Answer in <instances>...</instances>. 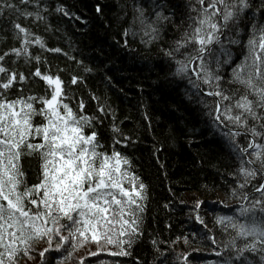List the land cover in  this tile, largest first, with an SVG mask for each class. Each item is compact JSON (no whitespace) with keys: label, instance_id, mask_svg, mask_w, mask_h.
Listing matches in <instances>:
<instances>
[{"label":"snow or ice","instance_id":"snow-or-ice-1","mask_svg":"<svg viewBox=\"0 0 264 264\" xmlns=\"http://www.w3.org/2000/svg\"><path fill=\"white\" fill-rule=\"evenodd\" d=\"M30 4L35 11L28 10ZM131 10L132 21L122 33V46H129V36H139L142 44L150 46L162 40L168 25L175 28L179 37L160 51L174 62L173 75L187 81L189 99L197 97L208 109L213 127L239 163L229 174L235 181L229 197L238 202V215L214 217L223 231L234 233L220 251L214 250L221 258L219 264H250L247 253L259 255L264 264V0H185L182 9L179 5L169 8L168 0H148L147 7L140 0H131ZM42 11L48 8L41 10L39 0H19L18 4L0 0V18H7L20 42V47L0 54V264H19L21 254L32 259L30 252L40 242L47 245L39 251L41 264H50L49 256L56 264H66L76 251L93 244L96 250L89 248L88 257L130 256L129 249L143 236L148 185L117 146L127 148L135 141L121 131L114 110L99 103V97L91 96L97 101L98 114H88L83 99L76 101V110L71 107L75 97L69 95L68 85L59 75L65 69L51 74L50 69L42 72L37 66L26 75L6 66V60L15 65L21 58L28 66L46 64L41 55L32 54L33 45L42 51L62 52L59 47L46 48L41 37L18 22L31 18L48 30ZM55 12L73 16L63 6H57ZM96 12L101 13L99 5ZM235 48L243 50L242 58L225 81L222 70L233 64ZM68 59L84 72L92 71L74 56ZM30 80L43 82V94L31 90L25 94L24 85ZM82 82L83 77L71 75L68 84ZM225 83L238 84L244 91L239 94L225 88ZM13 88L19 95L10 99ZM109 116L110 150L98 131ZM25 158L39 162L38 182L31 186L26 183ZM204 203H195L194 219L208 229L199 211ZM190 236H178L171 244L182 240L188 247L207 238L220 247L215 236L207 233L205 237ZM151 243L158 254L153 264H167L166 252L159 247L165 242L153 239ZM198 252L192 248L177 253L176 261L191 264L190 258ZM86 259L78 258V264H85ZM99 264L117 262L100 260Z\"/></svg>","mask_w":264,"mask_h":264},{"label":"trees","instance_id":"trees-1","mask_svg":"<svg viewBox=\"0 0 264 264\" xmlns=\"http://www.w3.org/2000/svg\"><path fill=\"white\" fill-rule=\"evenodd\" d=\"M14 2L18 4L19 0ZM140 2L147 7L148 0ZM39 3L41 10L45 6L48 8L47 12L42 11V15L47 17L49 27L46 30L44 23L37 22L33 34L43 39L46 48L59 47L62 52L42 51L38 45H33L32 54H39L42 60L47 61L40 65L33 62L35 68L39 66L42 71L50 69L51 74H56L57 69H65L59 73L65 82L70 81L71 75L83 77V82L74 86L75 99L71 107L76 110V101L83 99L85 111L91 114L97 108V101L91 99L95 95L99 97V103H106L114 110L116 124L135 141L125 149H117L124 150L122 153L131 159L133 171L148 185L149 200L142 224L143 236L129 249L131 255L110 257L102 254L101 257L119 258L117 264H153L158 255L151 243L155 239L165 242L159 247L166 252L167 264H178L176 254L192 248H198L199 252L190 258L191 264H219L221 258L214 255V250L220 251L234 233L231 229L223 231L222 226L214 223V217L237 216L238 207L207 208L205 205L201 208L204 211L201 215L211 229L208 232L195 221L194 205L198 200H215L220 196L228 203H238L229 197L231 188L235 186L229 174L239 167V163L227 141L213 127L207 115L208 109L197 97L189 99L190 90H182L180 83L183 81L179 82L173 75L171 61L160 51L177 39L179 32L168 25L162 40L150 46L142 44L138 37L129 36V46L125 48L122 46V33L132 21L131 0H39ZM184 3L185 0H168V7L179 5L182 9ZM97 5L101 13L96 12ZM57 6H63L73 16L56 13ZM26 7L35 11L31 4ZM76 16L80 19L76 20ZM179 19L178 15L177 23ZM18 22L24 27L33 23L31 18H21ZM8 24L6 17L0 18V54L12 47H20L9 42L10 34L14 32ZM63 53L74 56L76 61H82L92 71L84 72ZM242 54L241 48L233 49V64L222 70L225 81L230 79L232 67L240 62ZM5 63L7 67H15L26 75L30 73L28 69H32L24 64L22 58L15 65L10 59ZM224 87L238 90L239 94L244 91L238 84L225 83ZM33 88H36L35 92L41 90L39 84ZM36 119L39 120L38 117ZM111 123L112 117L109 116L98 129L106 148L111 145ZM210 126L213 132L209 130ZM241 143L246 141L241 138ZM29 170L37 175L36 161L29 162L28 168H25L26 175ZM191 233H197L199 237H205V233L215 236L220 247L207 238L188 247L182 240L171 244L178 236L188 235L191 238ZM43 245L31 252L42 251ZM88 247L76 251L66 264H70L71 260L78 262V258L84 257V248ZM169 250L177 253L170 254ZM224 254L229 255L228 252ZM246 255L250 264H260L259 255Z\"/></svg>","mask_w":264,"mask_h":264},{"label":"bare ground","instance_id":"bare-ground-1","mask_svg":"<svg viewBox=\"0 0 264 264\" xmlns=\"http://www.w3.org/2000/svg\"><path fill=\"white\" fill-rule=\"evenodd\" d=\"M3 19H4V18H3ZM37 24H38L37 22H36V23H32V24L26 26V28H29V29L31 30V32L33 33V32L35 31V28L37 27ZM10 26H11V29H10L11 32H14L11 23L8 24V27H10ZM0 28H1V26H0ZM9 40H10L9 42H11V43L13 42L14 44L20 46V42H19L17 39L14 38V33H11V34H10V39H9ZM171 63H172V65H173V73H174V71H175V64H174V62H172V61H171ZM35 65H36V64H35ZM35 65H34V63H32L30 66L27 65L28 68H32V69H28V71H29V72H32L33 69L35 68ZM41 71H42V69H41ZM42 72H43V71H42ZM175 77L179 80V82H180V80H182V79H180V78L177 77V76H175ZM182 81H183V83H182V84L180 83L182 90H183V91L190 90V89H189V86H188V84H187V81H186V80H182ZM36 84H39L40 87H41V90H39V91H37V92H35V91H36V88H33V86H35ZM65 84L68 85L69 95H71V96H75V95H74V86H73V85H69L68 82H65ZM17 87H19V85H17ZM24 88H25V94H28L29 90H31V92L34 93V94H43V92H44V85H43V82H40V81L33 82V81L30 80L28 84L24 85ZM17 95H19V93L17 92L16 88H13V89L11 90V93H10V95H9V98H10V99H13V98H15ZM208 99H211V98H208ZM96 109H97V108H96ZM91 114H98V113H97L96 110H93V112H92ZM36 121H39V120L36 119ZM98 129H100V127H99ZM209 130H210L211 132H213V127L210 126V127H209ZM85 131L87 132V131H89V130L86 129ZM101 142L104 143V144H106L105 142H103V140H101ZM105 147H106V146H105ZM117 147L120 148L121 146L118 145ZM122 149H123V147H122ZM124 149H125V148H124ZM123 151H124V150H122V152H123ZM123 154H124V153H123ZM124 155H125V154H124ZM31 161H36V163H37V175H36L35 173H33L31 170L28 171V174L26 175V183H27V185H29V186H31V185L37 183V182H38V176H39V162H38V160L35 159V158H30V159H29V158H25V160H24V162H23L24 171H25V168H28V164H29V162H31ZM203 201H204L205 203L202 205L201 208H203L205 205H207V206H206L207 208H208V207H212V208H214V207H217V206H219V207L221 206V207H224V208H226V209H235V208L238 207V203H236V202H230V203H228L227 200H226V198H224V197H222V196L216 198L215 200L207 199V200H203ZM219 201H223L224 203H220ZM225 205H227V207H226ZM199 211H200V214H203V212H204L202 209H200ZM194 213H195V211H194ZM232 216H236V215L233 214ZM186 231L189 233L190 229L187 227V228H186ZM191 232H192V231H191ZM210 236H211V235H210ZM201 237H202V236H201ZM40 244H44V245L42 246L43 248L47 247V245H46L44 242H40V243L36 244L35 247H38ZM89 248L91 249V251H95V250H96V247H95L94 244H93V245H90V246L88 247V249L84 248V250H83V256H84V257H87V259L85 260V264H99V261H100V260H104V261H116V262L119 261V258H118V259H112V260H111V259L103 258V257H101V256H100L99 258L88 257L87 254H88ZM168 253H170V254H175V253H177V252H173V253H172V252L169 250ZM30 255H31L32 259H28V257L23 256V254H21L19 257H17V259H18V261H19V264H41V257L36 258V256L39 255V252H34V253L30 252ZM52 255L54 256V255H56V254L53 253ZM49 260H50V264H56L55 260H54V259H51V256H49ZM69 263H70V264H78L77 261H72V260H71ZM175 264H176V263H175Z\"/></svg>","mask_w":264,"mask_h":264},{"label":"rangeland","instance_id":"rangeland-1","mask_svg":"<svg viewBox=\"0 0 264 264\" xmlns=\"http://www.w3.org/2000/svg\"><path fill=\"white\" fill-rule=\"evenodd\" d=\"M132 37V36H131ZM136 37H138L139 39L138 40H140V37L139 36H136Z\"/></svg>","mask_w":264,"mask_h":264}]
</instances>
